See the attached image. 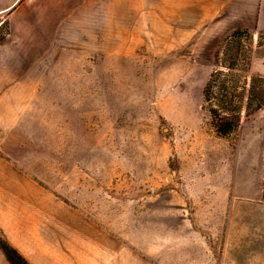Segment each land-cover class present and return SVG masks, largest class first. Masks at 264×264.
<instances>
[{
	"label": "rangeland",
	"instance_id": "1",
	"mask_svg": "<svg viewBox=\"0 0 264 264\" xmlns=\"http://www.w3.org/2000/svg\"><path fill=\"white\" fill-rule=\"evenodd\" d=\"M249 35L250 72L264 77V33ZM170 41L71 56L57 82L69 91L54 93L52 112L37 110L48 125L33 128L39 139L27 158L56 195L153 255L164 207L220 215L223 200L226 213L228 200L253 196L264 177V108L218 137L202 108L218 47L211 53L201 31ZM213 221L218 257L223 224Z\"/></svg>",
	"mask_w": 264,
	"mask_h": 264
},
{
	"label": "crops",
	"instance_id": "2",
	"mask_svg": "<svg viewBox=\"0 0 264 264\" xmlns=\"http://www.w3.org/2000/svg\"><path fill=\"white\" fill-rule=\"evenodd\" d=\"M0 19L9 29L0 41V238L29 264H264L262 184L228 200L226 213L223 200L220 215L164 207L153 255L56 195L27 161L33 128L48 125L37 110L52 112L54 93L69 91L57 82L71 56L181 43L199 31L212 53L236 29L264 33V0H0ZM214 218L223 224L218 257ZM0 264H9L1 250Z\"/></svg>",
	"mask_w": 264,
	"mask_h": 264
},
{
	"label": "trees",
	"instance_id": "3",
	"mask_svg": "<svg viewBox=\"0 0 264 264\" xmlns=\"http://www.w3.org/2000/svg\"><path fill=\"white\" fill-rule=\"evenodd\" d=\"M0 41L8 33V23L0 22ZM250 32L236 29L227 35L213 56V69L203 88L202 108L214 133L226 138L234 133L243 116L264 108V77L250 72V50L243 40H251ZM249 36V37H247ZM264 200V177L262 182ZM0 250L9 264H29L12 246L0 238Z\"/></svg>",
	"mask_w": 264,
	"mask_h": 264
}]
</instances>
